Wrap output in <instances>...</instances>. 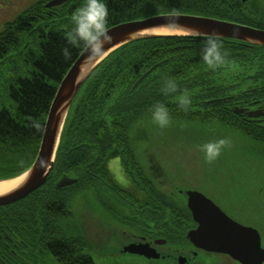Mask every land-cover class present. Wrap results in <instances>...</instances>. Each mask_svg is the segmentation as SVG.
I'll return each instance as SVG.
<instances>
[{
    "label": "trees",
    "instance_id": "16d2710c",
    "mask_svg": "<svg viewBox=\"0 0 264 264\" xmlns=\"http://www.w3.org/2000/svg\"><path fill=\"white\" fill-rule=\"evenodd\" d=\"M47 1L35 3L0 32V69L13 53L26 66L22 77L16 66V76L6 85L0 79V87L10 83L0 100V180L16 178L33 165L60 82L83 52L74 50L70 63H64L59 54L70 17L82 0L56 8L58 21L48 28V34L47 29L31 33L28 21L31 17L41 21ZM260 1V6L250 9L255 11L252 15L242 0H106L108 29L160 15L186 14L264 30V0ZM228 13L236 17H227ZM49 17L55 16L49 12ZM223 40L228 55L226 63L216 69L200 60V37L163 36L124 45L94 70L70 108L55 166L45 185L16 204L0 207V264H36L38 260L41 264L43 259H36L35 254L42 249L58 264H94L87 239L69 225L71 205L80 196L107 204L108 212H115L109 217L123 225L122 219L127 218L132 230L152 223L167 231L160 238L172 247L187 243L188 230L196 227L192 215L185 203H177L158 189L156 179L139 165L131 130L143 120H151L149 108L159 100L174 119L221 125L264 146V118L250 119L233 112L239 107L264 113V48ZM244 71L252 72L257 86L236 93L248 78ZM232 72L238 75H224ZM167 77L177 81L179 92L165 98L160 88ZM185 92L192 101L188 111L178 107L177 98ZM34 118L42 124L39 132L32 127ZM114 159L120 160L126 181L135 190L121 192L107 167ZM63 177L77 183L58 189ZM123 193L130 203L121 201ZM117 202L131 205L124 213L113 212L112 207L121 209ZM59 225H63V234Z\"/></svg>",
    "mask_w": 264,
    "mask_h": 264
},
{
    "label": "rangeland",
    "instance_id": "374dc122",
    "mask_svg": "<svg viewBox=\"0 0 264 264\" xmlns=\"http://www.w3.org/2000/svg\"><path fill=\"white\" fill-rule=\"evenodd\" d=\"M37 1L0 0V13L4 16V20H7L0 23V31L7 22L16 19L21 12ZM242 3L248 5L245 7L249 13L253 12L250 9L253 10L262 4L260 0H242ZM254 13L255 11L252 15ZM229 16L236 17L231 13L227 14V17ZM17 55L7 60L5 65L6 70H9L7 77L15 73L16 66L22 68L24 64L21 57H16ZM244 72L245 77L248 78L243 82L242 87L235 90L236 93L257 86L256 78L251 76L252 72ZM24 74L25 69L22 75ZM224 75L227 78H233L238 74L232 72L224 73ZM5 94V91L0 87V100ZM260 118H264L263 113L254 119ZM220 138L227 139L228 144L213 162L205 163L199 146ZM131 140L135 145L139 165L156 179V183L161 186L157 187L158 189L173 197L177 203L182 202L185 205H187L185 196L187 190L202 193L220 206L231 218L244 226L257 230L262 237L264 248V146H258L238 134L231 133L221 125L201 123L199 120L189 121L184 118H172V122L165 129H160L151 120L145 119L132 128ZM110 168L117 179L122 180L125 185L128 184L120 168L119 160L110 161ZM66 178L69 179V177ZM128 190L129 192L135 190L130 183ZM122 197L124 199L121 200L122 202L130 203L126 193H123ZM106 205H101L97 199L91 196L75 198L71 205L73 219L69 225L76 234L81 233L80 236L87 239L89 244L87 251L95 264H133L128 258L118 260L115 257L112 258L110 254L116 249L126 248L130 245L147 244L153 248V245L147 241L139 242V238L142 236H145L146 240L149 237L155 239V245L157 240H163V238L160 239V235L163 237L167 231L162 228L160 230L158 225L149 223L143 227L139 225L140 229L132 230L134 227L129 228L127 218L122 219L125 228L119 226L118 221L109 217V214L113 216L115 213L114 209L124 213L131 204L127 206L117 202L121 209L112 207L114 213L108 212ZM60 229L63 234V225L60 226ZM168 248L166 247L164 250H168ZM197 251L199 254L193 258L197 264H238L223 254H221L222 256L213 255L214 253L210 255L203 250L197 249ZM36 256L44 259L41 264H58L53 257L45 253L44 249L35 254L37 259ZM39 263L38 260L36 264Z\"/></svg>",
    "mask_w": 264,
    "mask_h": 264
},
{
    "label": "water",
    "instance_id": "95a60500",
    "mask_svg": "<svg viewBox=\"0 0 264 264\" xmlns=\"http://www.w3.org/2000/svg\"><path fill=\"white\" fill-rule=\"evenodd\" d=\"M67 1L69 0H53L47 6H60ZM176 21L178 23L173 27L172 22ZM193 29L198 31H193ZM152 30L179 31L184 35L148 34ZM109 32L113 41L104 55L95 63L90 62L80 69V75H77V70L80 68V63L85 55L83 51L61 81L45 123L37 159L30 171L26 173L25 182L15 190L0 196V207L17 203L46 183L54 168L60 136L72 102L95 68L115 50L129 43L145 39L163 36L201 37L210 32L221 33L223 39L264 48V31L262 30L221 20L182 14L155 16L145 20L122 23L110 28ZM236 113L242 112L236 111ZM249 116L256 117L259 114L250 113ZM41 158H44L43 167L39 166ZM75 183V180L65 177L58 183L57 188L62 189ZM185 196L187 208L198 225L196 229L187 234V239L193 246L207 253L226 255L238 264H264L262 237L257 230L234 221L211 199L200 192L187 190ZM156 244L165 245L166 241L158 240ZM124 253L143 256L148 260H159L162 257L147 244L130 245L124 249ZM186 263L185 257L180 256L178 258V264Z\"/></svg>",
    "mask_w": 264,
    "mask_h": 264
},
{
    "label": "clouds",
    "instance_id": "9594fccd",
    "mask_svg": "<svg viewBox=\"0 0 264 264\" xmlns=\"http://www.w3.org/2000/svg\"><path fill=\"white\" fill-rule=\"evenodd\" d=\"M109 9L106 0H82L79 7L75 9L70 17V29L64 35V43L60 48L59 54L64 63H70L73 58V51L83 49L84 58L77 70L80 75V69L90 62L95 63L99 60L108 47L111 46L113 37L109 29ZM176 22H172L175 27ZM193 31H198L193 29ZM201 47L199 51L200 60L209 69H216L226 63L228 55L224 47L222 34L219 32L205 33L200 37ZM161 94L167 98L179 92V85L174 78H164L160 88ZM178 107L188 111L192 101L187 93L178 96ZM150 119L160 129L167 128L172 122V117L167 105L162 101H156L149 108ZM32 127L39 132L42 124L38 118L32 120ZM228 144V140L220 138L214 141H208L199 146L203 154L205 163L213 162L221 153L222 149ZM39 166H44V158H41Z\"/></svg>",
    "mask_w": 264,
    "mask_h": 264
},
{
    "label": "flooded vegetation",
    "instance_id": "af4514ba",
    "mask_svg": "<svg viewBox=\"0 0 264 264\" xmlns=\"http://www.w3.org/2000/svg\"><path fill=\"white\" fill-rule=\"evenodd\" d=\"M40 1V0H38ZM37 1V2H38ZM51 1V0H50ZM48 2L47 1L45 4H44V7L46 9V11L43 12V15L40 16L41 18V21H33V17L31 21H28V25H29V28L31 29V33L34 32L35 30H45L47 29L46 33L48 34L49 33V30L48 28H50L52 25L55 24V22L58 21L57 19V11L55 10L56 8H60V7H48ZM10 3V2H9ZM12 3V2H11ZM36 3V2H35ZM49 12L50 13H53L54 14V18H50L49 17ZM2 21H5L4 20V16L0 13V22ZM46 34V36H47ZM43 38H45V34L43 36ZM16 53H13V54H10L9 56V59H12L13 57H15ZM16 57H20V55H17ZM8 59V60H9ZM20 69V73L22 75L23 73V70L21 68H18ZM16 68L15 72L18 70ZM9 72V70H6L5 66L3 68L0 69V79H2V82L5 83H8L9 80L12 78V77H15V73L13 75H9L8 77L6 76L7 73ZM19 73V72H18ZM10 86V83L8 86H4L5 88H2L3 90H6V88H8ZM109 170L111 171V168H110V163H109ZM112 172V171H111ZM113 174V173H112ZM114 175V174H113ZM115 176V175H114ZM116 178V177H115ZM117 179V178H116ZM117 181L120 183V184H123L124 186V182L120 179H117ZM126 187V186H125ZM119 226L122 227L121 224H119ZM139 242L142 241V242H148L150 245H153L152 247L155 248L157 250L158 253L161 254L162 257H164V259H160L159 261H154V260H148L144 257H140V256H135V255H128V254H125L123 252V249L125 248H119V249H116L112 254H110V256L112 258H117L118 260H123V259H130V261L133 263V264H177V259H178V254H179V251H168V252H165V250H163L162 248L163 247H159V246H156L154 244L155 242V239H152L151 237H149L148 240H146L147 238H145V236H142L139 238ZM182 252L184 253V257L188 260V264H195V262L193 261V258L196 254H199V252L197 250H195L192 246H189L187 245L186 247L182 248ZM39 258H42V257H39ZM43 259V258H42ZM93 259V258H92ZM193 261V262H192ZM43 262H44V259H43ZM94 262V260H93ZM95 264V262H94Z\"/></svg>",
    "mask_w": 264,
    "mask_h": 264
},
{
    "label": "bare ground",
    "instance_id": "6f19581e",
    "mask_svg": "<svg viewBox=\"0 0 264 264\" xmlns=\"http://www.w3.org/2000/svg\"><path fill=\"white\" fill-rule=\"evenodd\" d=\"M148 34H158V35H184L182 32L179 31H171V30H152L148 32ZM26 180V175H23L19 178L12 179V180H4L0 181V196L7 194L19 186H21ZM157 187H160L156 184Z\"/></svg>",
    "mask_w": 264,
    "mask_h": 264
}]
</instances>
